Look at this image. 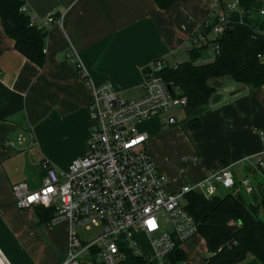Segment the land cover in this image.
<instances>
[{"label":"crops","instance_id":"0c3cea01","mask_svg":"<svg viewBox=\"0 0 264 264\" xmlns=\"http://www.w3.org/2000/svg\"><path fill=\"white\" fill-rule=\"evenodd\" d=\"M218 1L223 7L216 10ZM24 3L36 24L51 16L59 22L47 30L45 63L39 67L15 49L0 18V80L25 99L24 110L0 121V264H62L69 253V225L41 223L38 206L16 204L13 186L26 183L38 190L45 178L43 161L66 172L88 152L92 84L111 83L122 97L139 99L150 65L190 60V50L200 47L193 39L214 11L230 22L253 25L258 18L252 12L260 8V14L264 0H175L165 10L156 0ZM231 3L237 8L226 9ZM209 84L215 92L206 105L174 108L162 114L163 124L160 115L138 129L149 134L148 151L169 192L197 187L228 168L235 187L215 183V195L238 188L249 203H256L264 195V168L257 161L264 162V86L238 83L230 76L212 78ZM171 117L178 122L170 124ZM245 178L255 188L252 193L241 186ZM81 264L94 262L86 258Z\"/></svg>","mask_w":264,"mask_h":264},{"label":"built area","instance_id":"2783aa9c","mask_svg":"<svg viewBox=\"0 0 264 264\" xmlns=\"http://www.w3.org/2000/svg\"><path fill=\"white\" fill-rule=\"evenodd\" d=\"M214 6L216 10L223 7L219 1ZM236 7L237 3H231L226 9ZM21 11L27 13L25 5ZM260 15L264 17V10ZM211 17V21L203 23L211 27V32L200 33L193 41L195 46H213L219 53L215 40L225 30L228 20L216 11ZM30 19L32 25L46 30L59 22L54 16L40 24L31 16ZM208 35L213 38L209 39ZM259 58L264 60V55ZM76 65L89 81L83 65L78 61ZM166 66L163 60L150 65L144 80L145 93L139 99L122 97L111 83L92 84L88 152L76 158L66 172L43 161L45 178L38 190H31L26 183L13 186L20 208H54L56 213L50 224L69 225V253L62 264H81L86 258L94 264H125L129 253L154 264H189L175 255L177 250L184 251V244L199 234L197 222L186 209V195L199 191L211 199L216 196L215 183L235 187L232 172L225 168L197 187H185L177 194L167 190L166 178L156 168L147 148L149 134L138 129L145 120L174 108H187V98L181 96L180 89L162 78L161 71ZM177 122L175 117L169 118L170 124ZM257 161L264 168L262 159ZM241 186L247 193L255 189L249 178L243 179ZM92 227L100 229L96 238L83 240L77 230L90 231ZM139 234L149 240L153 252L150 259L142 254Z\"/></svg>","mask_w":264,"mask_h":264},{"label":"trees","instance_id":"16d2710c","mask_svg":"<svg viewBox=\"0 0 264 264\" xmlns=\"http://www.w3.org/2000/svg\"><path fill=\"white\" fill-rule=\"evenodd\" d=\"M175 0H156L160 9H168ZM24 0H0V18L6 34L14 40L15 49L24 57L42 67L45 63L47 30L32 25L30 16L21 11ZM225 30L216 38L220 48L214 61L196 65L203 50L209 46L190 50V60L161 71L164 81L178 87L188 101L187 108L206 105L215 89L209 80L230 76L238 83L264 86V17L253 25L226 21ZM211 27H202L201 34H209ZM25 99L0 80V121H5L24 110ZM193 128L200 124L190 121ZM186 209L198 224L209 257L203 264H264V195L256 203H247L242 191L236 188L224 197L207 199L201 192L186 195ZM41 223H48L55 215L54 208L38 206ZM184 260L182 250L175 252ZM251 258V259H250ZM125 264H154L142 257L128 254Z\"/></svg>","mask_w":264,"mask_h":264},{"label":"rangeland","instance_id":"374dc122","mask_svg":"<svg viewBox=\"0 0 264 264\" xmlns=\"http://www.w3.org/2000/svg\"><path fill=\"white\" fill-rule=\"evenodd\" d=\"M259 10L260 8L252 12V14H254L255 19L263 18V16H261L260 14H258V12H256ZM215 57H216V52H215L214 47L209 46L208 48L205 49V51H203L202 56L197 60L196 65H204V64L210 63L214 61ZM158 121L161 124H163V122L165 121V115H161L160 117H158ZM180 121H182L181 118H180ZM231 192H233V189L229 190V192H225V194H223L224 192L219 191L218 195L224 197ZM246 200H247V203L250 202L249 198H246ZM261 217L264 218V215H262ZM77 231L83 240L92 241L96 238V236L100 232V229L96 227H92L90 231H87L84 228H79ZM138 237H139V242H140L143 256L146 257L147 259L152 258L153 252H152V248H151L148 238L145 237L143 234H139ZM183 249L185 250V262L189 264H202L204 261V257L205 258L209 257V254L206 251V245H205L204 238L200 234L196 235L191 240L186 242L184 244Z\"/></svg>","mask_w":264,"mask_h":264},{"label":"snow or ice","instance_id":"6c2138e0","mask_svg":"<svg viewBox=\"0 0 264 264\" xmlns=\"http://www.w3.org/2000/svg\"><path fill=\"white\" fill-rule=\"evenodd\" d=\"M48 191H52V189H49ZM35 197H30V200H34ZM150 224L155 227V222L154 221H151Z\"/></svg>","mask_w":264,"mask_h":264},{"label":"water","instance_id":"95a60500","mask_svg":"<svg viewBox=\"0 0 264 264\" xmlns=\"http://www.w3.org/2000/svg\"><path fill=\"white\" fill-rule=\"evenodd\" d=\"M169 89L171 90V86H169Z\"/></svg>","mask_w":264,"mask_h":264}]
</instances>
